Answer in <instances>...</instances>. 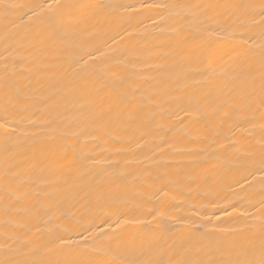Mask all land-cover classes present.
<instances>
[{"label": "bare ground", "instance_id": "1", "mask_svg": "<svg viewBox=\"0 0 264 264\" xmlns=\"http://www.w3.org/2000/svg\"><path fill=\"white\" fill-rule=\"evenodd\" d=\"M0 264H264V0H0Z\"/></svg>", "mask_w": 264, "mask_h": 264}]
</instances>
